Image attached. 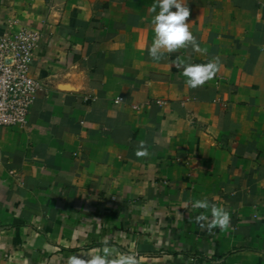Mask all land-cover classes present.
Segmentation results:
<instances>
[{
    "label": "crops",
    "instance_id": "obj_1",
    "mask_svg": "<svg viewBox=\"0 0 264 264\" xmlns=\"http://www.w3.org/2000/svg\"><path fill=\"white\" fill-rule=\"evenodd\" d=\"M155 3L0 0V37L40 33L28 123L0 127V264H67L104 237L139 264H264V0H182L207 52L159 61ZM177 57L220 70L191 89Z\"/></svg>",
    "mask_w": 264,
    "mask_h": 264
},
{
    "label": "clouds",
    "instance_id": "obj_2",
    "mask_svg": "<svg viewBox=\"0 0 264 264\" xmlns=\"http://www.w3.org/2000/svg\"><path fill=\"white\" fill-rule=\"evenodd\" d=\"M157 8L159 9L157 13ZM173 9H175L173 11ZM155 15L152 17L154 38L148 48V55L153 61H159L164 58L165 53L172 54L180 49L191 47L197 53H206L198 44L196 37L190 31L187 21L190 17V9L182 0H156L151 10ZM178 69H182V75L185 77V84L191 89L202 87L208 81L215 78L220 70L219 58H214L206 64H194L186 62L177 57L173 62ZM137 157H147L149 152L143 141L140 142L137 151ZM194 209H203L211 213V219L207 225V230L219 227L221 231H226L231 224V215L224 207L209 203L207 198L193 202ZM198 224L201 221L208 220V217L200 214L196 216ZM203 226V225H202ZM109 237L102 240V249H93L88 253L87 258L83 256L72 255L67 259V264H139L135 254L115 253L109 246Z\"/></svg>",
    "mask_w": 264,
    "mask_h": 264
},
{
    "label": "built area",
    "instance_id": "obj_3",
    "mask_svg": "<svg viewBox=\"0 0 264 264\" xmlns=\"http://www.w3.org/2000/svg\"><path fill=\"white\" fill-rule=\"evenodd\" d=\"M39 40L40 33L28 27L0 37V127H25L28 123L40 89L29 71Z\"/></svg>",
    "mask_w": 264,
    "mask_h": 264
}]
</instances>
